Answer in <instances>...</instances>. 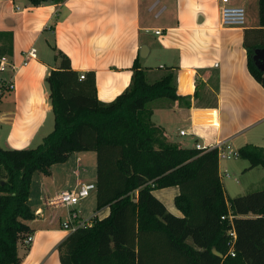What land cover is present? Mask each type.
<instances>
[{
  "label": "trees",
  "instance_id": "trees-1",
  "mask_svg": "<svg viewBox=\"0 0 264 264\" xmlns=\"http://www.w3.org/2000/svg\"><path fill=\"white\" fill-rule=\"evenodd\" d=\"M258 23L244 30L243 46L249 73L264 87V72L252 60L253 50L264 47V0H258ZM11 50V33L0 32V57ZM55 57L44 79L52 129L34 147L0 146V264H20L27 220L36 215L28 202L33 173L49 174L76 151L95 152V210L109 211L63 239L61 264H264V187L227 198L216 149L183 147L151 119L157 99L190 104L189 95L176 91L171 68L152 73L136 58L129 84L104 102L92 70L81 78L66 54L56 50ZM239 155L249 168L264 167L262 147L246 144ZM168 186L178 188L181 215L154 194Z\"/></svg>",
  "mask_w": 264,
  "mask_h": 264
},
{
  "label": "crops",
  "instance_id": "crops-1",
  "mask_svg": "<svg viewBox=\"0 0 264 264\" xmlns=\"http://www.w3.org/2000/svg\"><path fill=\"white\" fill-rule=\"evenodd\" d=\"M251 1L231 0L247 10L245 24L222 26L220 0H62L39 5L0 0V32L12 35L11 53L3 56L16 66L0 70V146L34 147L52 129L44 79L57 64L56 50L79 73L94 72L96 95L104 102L129 84L136 58L152 73L171 68L176 91L189 95L190 104L168 99L154 103L151 119L164 128L168 140L183 147L233 141L264 123V87L249 73L243 46L244 30L259 27L258 0L250 15ZM142 45L145 56L139 54ZM32 46L36 56L23 64V53ZM181 129L186 133L181 135ZM243 144L264 148V132L259 141L243 138L234 146ZM88 152L71 153L65 162L53 164L49 174L33 173L28 202L36 215L27 220L32 239L25 243L24 237L19 245L20 264H61L58 245L71 232L61 227L68 209L57 197L83 182H95L96 173L89 181L81 178ZM177 193L176 186L154 190L169 211L181 215L174 204ZM95 203L94 196L86 218L108 214V206L95 210ZM73 209L85 217L83 203Z\"/></svg>",
  "mask_w": 264,
  "mask_h": 264
},
{
  "label": "built area",
  "instance_id": "built-area-1",
  "mask_svg": "<svg viewBox=\"0 0 264 264\" xmlns=\"http://www.w3.org/2000/svg\"><path fill=\"white\" fill-rule=\"evenodd\" d=\"M220 24L222 26H242L245 24L246 20V10L241 5H234L231 3V0H220ZM156 33H159L160 30H156ZM24 60L23 64H26L28 62L29 58H34L36 56V49L35 47H30L28 50L24 51ZM16 66L14 63L10 62L8 59H6L5 56L0 57V70L4 71L7 68L14 69ZM80 77H84V73H80ZM8 87H13L12 82H7ZM181 135L185 134L186 131L184 129H181L179 131ZM194 147L201 149L202 151H207L210 149H216L217 151V157L218 161L222 158H231L233 156L239 155L236 150H232V147L230 145V142L227 140H218L212 144H201L196 142ZM224 176L228 177L229 174L227 170H223ZM96 189L95 182H83L79 184L74 189L69 190H63L59 193L57 200L59 203L67 207L68 209V218L61 222V227L73 232L80 226H84L86 223L89 222L90 218L93 216H90L88 218L81 217L79 213L73 209V206L78 204L82 199L87 197L92 190ZM221 218H224V215L221 216ZM231 218V216H229ZM230 233L232 235H235L234 230H231ZM32 239V236L28 234L24 242L29 243ZM230 254L234 255V251L230 250Z\"/></svg>",
  "mask_w": 264,
  "mask_h": 264
},
{
  "label": "rangeland",
  "instance_id": "rangeland-1",
  "mask_svg": "<svg viewBox=\"0 0 264 264\" xmlns=\"http://www.w3.org/2000/svg\"><path fill=\"white\" fill-rule=\"evenodd\" d=\"M254 8H255V0L251 1L249 5L248 11L250 15L253 12ZM160 99L163 100L166 98H160ZM156 101L158 102L159 99L155 100L154 103ZM260 132H264V123L244 133H240L237 137L233 139V141L230 142L232 150L234 149L236 150V152L239 153V148L237 149L234 145H239V143L242 142L243 138H246V139L255 138L257 141H259ZM244 145L246 144H243L242 146ZM88 156L89 157L86 158V161H83V164L80 166V170L82 169L81 178L87 181L93 178V175L95 174V166H96L95 153L93 151L88 152ZM73 159L74 157L72 156L70 161L67 162L64 166L65 167L69 166L70 162H72ZM218 165H219V172L221 176L220 181L224 188V192L227 198L246 194L250 191L257 190V189L264 187V167L258 165V166L249 168L248 167L249 161L247 158L243 156L236 155L229 159L227 158L219 159ZM225 169L227 170L229 174L228 177H225L224 175H222L224 174L223 170ZM94 196L96 199V191L92 190L87 197H85L79 202V204L83 203L86 208L85 210L86 212L85 214H83V216L85 217H87V215L89 216L92 214V210H89V207H91V201L93 200ZM166 202L169 203L168 201ZM168 205H170V208L173 206L172 203Z\"/></svg>",
  "mask_w": 264,
  "mask_h": 264
},
{
  "label": "water",
  "instance_id": "water-1",
  "mask_svg": "<svg viewBox=\"0 0 264 264\" xmlns=\"http://www.w3.org/2000/svg\"><path fill=\"white\" fill-rule=\"evenodd\" d=\"M146 52H147L146 46L142 45L140 47L139 54L141 56H145ZM252 60L254 65L257 67V69L264 72V47H257L253 50ZM215 253L219 254L217 251H215Z\"/></svg>",
  "mask_w": 264,
  "mask_h": 264
}]
</instances>
